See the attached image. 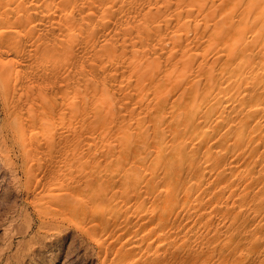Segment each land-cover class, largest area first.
Returning <instances> with one entry per match:
<instances>
[{
	"label": "rangeland",
	"instance_id": "1",
	"mask_svg": "<svg viewBox=\"0 0 264 264\" xmlns=\"http://www.w3.org/2000/svg\"><path fill=\"white\" fill-rule=\"evenodd\" d=\"M182 1L87 0V57L82 54L86 51L84 36L59 33L57 43L49 44L62 56L45 69L43 83L31 84L27 92L20 89L19 96L8 102L0 97V264H116L112 250L103 257L104 246L111 245L124 230L142 227L141 222L132 225L137 218L152 234L165 224L197 228L206 216H227L232 227L244 218L262 234L258 243L264 245V211L253 210L254 205L264 206V111L247 110L246 106L253 92L264 94V11L260 15L258 8L254 18H241L249 0H233L226 10L225 0ZM5 8L13 20L12 7ZM239 23L252 33L255 30V37L233 42L230 30ZM13 36L18 42L16 51L21 52L22 37ZM32 37L46 45L36 24ZM259 60L263 63L258 68ZM141 73L147 80L142 82L143 89L136 90V75ZM107 76L120 81L123 100ZM221 77L228 81L218 91L215 83ZM151 81L154 84L150 85ZM190 95L195 97L196 111L207 112L209 118L203 137L189 144L178 138L175 129L182 130V107ZM159 101H166L167 109L156 114ZM12 102L23 107L21 119H28L20 123L18 131L10 112ZM31 121L36 124L34 129L29 127ZM158 124L154 138L153 128ZM116 125L121 130L118 135L114 133ZM138 136L145 143L147 157L135 160ZM158 144L163 153H178L179 158L171 169L172 196L165 203L159 193L154 196L147 189L150 168L154 172L162 168L163 153L154 155ZM157 215L161 218L147 222ZM100 240H105V245Z\"/></svg>",
	"mask_w": 264,
	"mask_h": 264
},
{
	"label": "bare ground",
	"instance_id": "2",
	"mask_svg": "<svg viewBox=\"0 0 264 264\" xmlns=\"http://www.w3.org/2000/svg\"><path fill=\"white\" fill-rule=\"evenodd\" d=\"M147 1V0H146ZM160 1V0H159ZM184 1V0H183ZM182 1V2H183ZM18 2L24 7H19ZM131 2V1H130ZM171 2V0H170ZM168 2V4L170 3ZM174 2V1H172ZM177 2V1H176ZM216 2V1H215ZM141 3V2H140ZM145 3V2H144ZM219 3V2H218ZM234 1L229 0L226 1L223 6L224 9H229L231 5H233ZM242 3V2H241ZM117 4V2H116ZM132 4V3H131ZM161 4V2H160ZM157 3V5H160ZM177 4V3H176ZM175 4V6H176ZM179 4V3H178ZM186 4V3H185ZM262 4V5H261ZM97 5V4H95ZM152 5V4H151ZM206 5V4H205ZM261 5V6H260ZM5 6H10L13 9L14 19H10V15L7 14V8ZM115 6V5H114ZM144 6V5H143ZM154 6V5H152ZM178 6V5H177ZM181 6V5H180ZM178 6V7H180ZM260 6V7H259ZM133 7V5H132ZM148 7V6H147ZM155 7V6H154ZM166 7V6H165ZM164 7V8H165ZM173 7V6H172ZM193 7V6H192ZM264 0H249L244 7V10L241 13V18L244 16L247 17H255L258 13L261 15V12L264 11ZM96 8V7H95ZM163 8V10H164ZM188 8V7H187ZM210 8V7H209ZM148 9V8H147ZM156 9V8H155ZM161 9L157 8L156 10ZM178 9V8H176ZM181 9V8H180ZM116 10V9H115ZM136 10V9H135ZM151 10V9H150ZM150 10L147 15H150ZM155 10V11H156ZM211 10V9H210ZM208 10V11H210ZM125 11V10H124ZM154 11V9H153ZM162 11V9H161ZM178 11V10H176ZM228 11V10H227ZM133 12V11H132ZM225 12V11H224ZM222 12V13H224ZM156 15V12H154ZM164 14L165 12L162 11ZM193 13V12H192ZM221 13V14H222ZM96 14V13H95ZM98 14V13H97ZM128 14V13H127ZM167 14V13H166ZM225 14V13H224ZM119 15V13H118ZM131 15V14H130ZM140 15V13H139ZM153 15V12H152ZM160 16V14H158ZM183 15V13L181 14ZM200 15V14H199ZM220 15V14H219ZM114 16V15H113ZM154 16V15H153ZM164 16V15H163ZM123 17V16H122ZM145 17V14H144ZM158 17V16H157ZM218 17V16H217ZM222 17V16H221ZM99 18V17H98ZM114 18V17H113ZM167 18V16H166ZM169 18V17H168ZM94 19V18H93ZM110 19V18H108ZM126 19V18H125ZM130 19V18H129ZM155 19V18H154ZM158 19V18H157ZM160 19V18H159ZM163 19V17L161 18ZM186 19V18H184ZM221 19V18H220ZM219 19V20H220ZM236 19V18H235ZM95 20V19H94ZM99 20V19H98ZM111 20V19H110ZM152 20V19H151ZM183 20V19H182ZM187 20V19H186ZM217 20V19H216ZM112 21V20H111ZM114 21V20H113ZM122 21V20H121ZM129 21V20H128ZM191 21V20H190ZM118 22V21H117ZM123 22V21H122ZM141 22V21H140ZM103 23V22H102ZM180 23V22H179ZM183 23V22H182ZM181 23V24H182ZM37 25V27L41 30L42 35L44 36V41L46 45L35 42L32 37V27ZM107 24V23H106ZM135 24V22H134ZM140 24V23H139ZM202 24V23H201ZM200 24V25H201ZM103 25V24H102ZM131 25V24H130ZM136 25H138L136 23ZM156 25L158 23L156 22ZM180 25V24H179ZM113 26V25H112ZM139 26V25H138ZM143 26V25H142ZM162 27V24L160 25ZM164 26V25H163ZM169 26V25H168ZM174 26V25H173ZM199 26V25H198ZM103 27V26H102ZM110 27V25H109ZM117 27V26H116ZM170 27V26H169ZM168 27V29H169ZM113 28V27H112ZM209 28V27H208ZM207 28V29H208ZM37 29V28H36ZM116 29V28H115ZM174 29H176L174 27ZM199 29V28H198ZM107 30V28L105 29ZM112 30V29H111ZM111 30L109 31L111 33ZM119 30V28H118ZM134 30V29H133ZM163 30V29H162ZM58 31V32H56ZM165 31V30H164ZM179 31V30H178ZM182 31V30H181ZM207 31V30H206ZM219 31V30H218ZM217 31V32H218ZM231 39L234 40H242L246 41L250 37H255V30L253 33L250 31L245 24L239 23L231 28ZM170 32V31H169ZM197 32V31H196ZM59 33H63L64 35H80L83 37V56L87 57V0H15L12 2L11 0H6V2L0 3V97L4 102H8L16 96H19L20 89H25V92L29 90V86L36 85L40 86V83H43V79L46 76L44 72L45 69L50 66V64H54L61 56L62 52L57 49V47H51V44L57 43V36ZM138 33V32H137ZM157 33V32H156ZM191 33V32H190ZM20 34L23 41V49L21 52H17V39H14L13 35ZM93 34V33H92ZM104 34V31H102ZM121 35V34H120ZM183 35V34H182ZM205 35V34H204ZM111 36V35H110ZM114 36V34H113ZM127 36V35H126ZM141 36V35H140ZM162 36V35H161ZM164 36V35H163ZM190 36V35H189ZM106 37V36H105ZM167 37V36H166ZM195 36H193L194 38ZM63 38V37H62ZM79 38V37H78ZM95 38V37H94ZM120 38V37H119ZM165 38V37H164ZM189 38V37H188ZM206 38V37H205ZM43 40V39H42ZM133 40V39H132ZM135 40V39H134ZM160 40V39H159ZM76 41V40H75ZM183 41V40H182ZM191 41V40H190ZM119 42V41H117ZM116 42V43H117ZM204 42V41H203ZM240 42V41H238ZM164 43V42H163ZM170 43V42H168ZM174 43V41H173ZM107 44V43H106ZM105 44V46H106ZM150 44V43H149ZM167 44V43H164ZM214 44V43H213ZM216 44V43H215ZM229 44V43H228ZM242 44V43H241ZM258 44V43H257ZM111 45V44H110ZM108 45V48H110ZM140 45V44H139ZM157 45V43H156ZM169 45V44H168ZM183 45V43H182ZM240 45V44H239ZM97 46V45H96ZM104 46V45H103ZM151 46V44H150ZM212 46V45H211ZM112 47V46H111ZM142 47V46H141ZM158 47V46H157ZM161 47V46H160ZM213 47V46H212ZM211 47V48H212ZM74 48V46H73ZM72 48V49H73ZM102 48V47H101ZM170 48V47H169ZM206 48V47H205ZM210 48V47H208ZM82 49V48H81ZM122 49V48H121ZM143 49V48H142ZM216 49V48H215ZM260 49V48H259ZM92 50V49H91ZM90 50V51H91ZM112 51L114 50L111 48ZM120 50V49H119ZM118 50V51H119ZM179 50V49H178ZM263 50V49H262ZM107 51V49H106ZM147 51V49H146ZM145 51V53H146ZM157 51V49H156ZM105 50H103V53ZM109 51H107L108 53ZM124 50H122L123 55ZM166 52V50H165ZM196 52V51H195ZM198 52V51H197ZM200 52V51H199ZM98 54V51L96 52ZM168 53V52H167ZM247 53V52H246ZM81 54V56H82ZM96 54V55H97ZM113 54V53H111ZM115 54V52H114ZM117 54V51H116ZM138 54V53H137ZM144 54V53H143ZM142 54V55H143ZM156 54V53H155ZM170 53V56L171 57ZM181 54V53H179ZM197 54V53H195ZM223 54V53H222ZM221 54V55H222ZM80 55V54H79ZM91 55V54H90ZM107 55V54H106ZM134 55V54H132ZM131 55V56H132ZM146 55V54H145ZM144 55V56H145ZM175 55V54H174ZM262 55V53H261ZM80 56V57H81ZM118 56V54H117ZM136 56V55H134ZM133 56V58H134ZM159 56V55H158ZM196 56V55H195ZM194 56V57H195ZM250 56V55H249ZM109 57V55H108ZM111 58L113 57L110 56ZM109 57V59H110ZM153 57V56H152ZM176 57V56H175ZM185 57V55H184ZM212 57V56H211ZM209 56V58H211ZM73 58V57H72ZM131 58V57H130ZM145 58V57H144ZM149 58H151L149 56ZM147 58V61L148 59ZM156 58V57H155ZM199 58V57H198ZM198 58L196 60H198ZM107 59V58H106ZM129 59V58H128ZM127 59V60H128ZM136 59V58H135ZM139 59V58H138ZM137 59V60H138ZM168 59V56L167 58ZM171 59V58H170ZM195 59V58H194ZM251 59V58H250ZM140 60V59H139ZM163 60V59H162ZM161 60V62H162ZM180 60V58L178 59ZM183 60V59H182ZM249 60V59H248ZM71 61V60H70ZM89 61V60H88ZM119 61V60H118ZM136 61V60H134ZM133 61V62H134ZM153 61V59H152ZM158 61V59H157ZM188 61V60H187ZM253 61V59H252ZM93 62V61H92ZM130 62V61H129ZM128 62V64H129ZM189 62V61H188ZM208 62V60H207ZM206 62V63H207ZM255 62V61H253ZM78 63V62H77ZM95 62L94 64H96ZM132 64V62H130ZM184 63V62H183ZM195 63V62H194ZM213 63V62H212ZM218 63V62H217ZM262 60L256 64L259 68L262 65ZM98 64V63H97ZM124 64V63H123ZM134 64V63H133ZM136 64V63H135ZM140 63L138 62L137 66ZM144 64V62L142 63ZM152 64V63H151ZM186 64V63H185ZM200 64V63H199ZM198 64V65H199ZM183 65V64H182ZM217 65V64H215ZM69 66V65H68ZM75 66V65H74ZM134 67V65H132ZM135 66V67H137ZM153 68L152 65H150ZM184 66V65H183ZM194 66V65H193ZM192 66V67H193ZM205 66V65H204ZM202 66V67H204ZM62 67V66H61ZM78 67V65H77ZM150 67V68H151ZM160 67V65H159ZM188 67V66H187ZM199 67V66H198ZM86 68V67H84ZM131 68V67H130ZM149 68V67H148ZM147 68V69H148ZM186 68V67H185ZM87 69V68H86ZM146 69V68H145ZM156 69V68H155ZM159 68H157L158 70ZM181 69V68H180ZM179 69V71H180ZM194 69V68H193ZM72 70V69H71ZM78 70V69H77ZM134 70V69H133ZM144 70V68L142 69ZM184 71V69H181ZM211 70V69H210ZM57 71V70H56ZM87 71L83 74L84 77L87 74ZM114 71V70H113ZM146 71V70H145ZM193 71V70H192ZM259 71V70H258ZM52 72V71H51ZM65 72V70H64ZM72 72V71H71ZM142 72V71H141ZM144 72V71H143ZM142 72V73H143ZM148 72V70L146 71ZM145 72V73H146ZM212 72V71H210ZM246 72V71H245ZM125 73V72H124ZM136 73V72H135ZM138 73V72H137ZM141 75H136L137 85H135V89H143L142 85L143 81L147 79L144 78L145 73ZM185 73V72H183ZM252 73V72H251ZM52 74V73H50ZM108 74V73H107ZM118 74V73H117ZM126 73L125 75H127ZM140 74V72H139ZM150 74H152L150 72ZM246 74V73H245ZM111 75V74H110ZM131 74H129L130 76ZM135 75V74H134ZM112 76V75H111ZM111 76H107V82L114 81V90L119 93L118 95L122 98L124 96V90L121 88L120 81H115ZM128 76V75H127ZM152 76V75H151ZM150 76V77H151ZM253 76V75H252ZM75 77V76H74ZM117 77V76H116ZM203 79V77H201ZM71 79V78H70ZM77 79V78H76ZM160 79V78H158ZM180 79V78H179ZM79 80V79H78ZM85 80V79H84ZM88 80V79H86ZM178 80V79H176ZM80 81V80H79ZM154 81V80H153ZM151 81V84L154 82ZM228 81L227 77H221L216 83L215 88L217 87L218 91L223 86V84ZM250 81V80H249ZM47 82V81H46ZM58 82V81H57ZM65 83V81H63ZM86 82V81H85ZM89 82V81H88ZM179 82V81H178ZM87 83V82H86ZM92 83V82H91ZM144 83V82H143ZM201 83V82H200ZM112 84V83H111ZM149 84V83H148ZM71 85V84H70ZM96 85V84H95ZM94 85V86H95ZM101 85V84H99ZM56 87V85H54ZM76 87V86H75ZM74 87V88H75ZM87 87V86H86ZM84 87V88H86ZM89 87L91 84L89 83ZM96 87V86H95ZM99 87V86H98ZM255 87V86H254ZM78 88V86H77ZM76 88V89H77ZM83 88V87H82ZM103 88V87H102ZM106 88V87H105ZM38 89V88H37ZM51 89V88H50ZM59 90V87L55 88ZM53 89V90H55ZM88 89V88H87ZM86 89V90H87ZM130 89V88H129ZM199 89V88H198ZM259 89V86L258 88ZM261 89H264V85L261 86ZM259 89V90H261ZM49 90V89H48ZM78 90V89H77ZM90 90V89H88ZM92 90V89H91ZM95 90V89H94ZM97 90V88H96ZM99 90V89H98ZM100 91V90H99ZM98 91V92H99ZM156 91V90H155ZM39 92V91H38ZM74 92V91H73ZM102 92V89H101ZM110 91H108L109 93ZM157 92V91H156ZM44 93V92H43ZM58 93V92H57ZM78 93V92H77ZM75 93V94H77ZM85 93V90H84ZM87 93V92H86ZM97 93V92H96ZM104 91V95H105ZM243 93V92H242ZM31 94V93H30ZM39 94V93H38ZM52 94V90L49 92ZM80 94V92H79ZM83 94V93H82ZM111 94V93H110ZM130 94V92H129ZM244 94V93H243ZM67 95V93H66ZM107 95V93H106ZM105 95V98H106ZM33 96V95H32ZM43 96V95H42ZM83 96V95H82ZM113 95H111L112 97ZM85 97V96H83ZM109 97V96H108ZM88 97H86L87 99ZM96 98V97H95ZM140 98V97H138ZM20 99V98H19ZM44 99V98H43ZM63 99V98H62ZM82 99V98H81ZM85 99V100H86ZM103 99V98H102ZM108 99V98H107ZM111 99V98H110ZM195 97L190 95L187 97V101L182 107V118H181V127L182 130H176L175 132L178 138L183 141L187 140L190 142H194L197 137L202 136L207 131L206 121L209 116H207V112L196 111L197 109L193 106V100ZM33 97H31V101ZM69 100V99H68ZM79 100V98H78ZM88 100V99H87ZM104 100V99H103ZM129 100V99H128ZM170 100V99H169ZM20 101V100H19ZM24 101V100H23ZM84 101V99H83ZM109 101V100H107ZM130 101V100H129ZM69 102V101H68ZM67 102V103H68ZM104 102V101H103ZM145 101H143L144 103ZM15 103V102H12ZM58 103V102H57ZM71 103V101H70ZM79 103V101H78ZM107 103V102H106ZM105 103V104H106ZM7 104V103H6ZM83 104V103H82ZM104 104V105H105ZM4 105V104H3ZM86 106V104H84ZM111 104H109L110 106ZM33 106V105H32ZM69 106V105H68ZM230 106V105H229ZM247 110L255 108L259 111H264V94L260 96L257 95L256 92H253L250 95V99L248 104H246ZM76 108V106H75ZM142 109V105L140 106ZM1 109V108H0ZM6 109V108H5ZM23 107L18 104H13L10 107V112L13 116V126L18 131L21 124H25L27 120L24 122L22 120L21 112ZM55 109V108H54ZM103 109V108H102ZM110 109V107H109ZM167 109L166 101H159L155 107V113L161 114L164 113ZM226 109V108H225ZM72 110V109H71ZM123 110V108H122ZM77 111V109H76ZM218 111V110H217ZM55 112V111H54ZM78 112V111H77ZM51 115L50 113H48ZM106 114V113H105ZM110 114V113H109ZM142 114V113H141ZM216 114V113H215ZM2 115V114H1ZM29 115V114H28ZM169 115V114H168ZM43 115L40 114V118ZM31 119V116H28ZM77 118V116H75ZM56 118V117H55ZM26 119V118H24ZM240 119L239 121H241ZM259 120V119H258ZM261 120V119H260ZM66 121V120H65ZM72 121V120H71ZM74 121V120H73ZM121 121H123L121 119ZM262 121V120H261ZM5 122V121H4ZM8 122V121H7ZM5 122V123H7ZM147 122V121H146ZM159 123V122H158ZM233 123V122H232ZM9 124V123H8ZM78 124V123H77ZM260 124V123H259ZM155 125L153 128V136L154 138L158 135L159 126ZM36 124H29V127L35 128ZM95 126V125H94ZM93 126V127H94ZM8 127V126H7ZM250 127V125H249ZM9 128V127H8ZM30 128V129H31ZM2 129V128H1ZM5 129V128H4ZM11 129V128H10ZM9 129V131H10ZM32 129V130H33ZM83 129V128H82ZM110 130V129H108ZM115 135L121 132L119 129V125L114 127ZM77 131V130H76ZM10 133V132H9ZM13 133V132H12ZM54 133V131H53ZM139 131L137 130V135ZM134 134V133H133ZM11 135V134H10ZM150 135V134H149ZM3 136V135H2ZM22 137V135H21ZM133 137V136H131ZM203 137V136H202ZM99 138V137H98ZM153 138V139H154ZM14 139V138H12ZM24 139V138H23ZM244 139V138H243ZM6 140V139H5ZM10 140V139H9ZM15 141V140H14ZM27 141V140H26ZM213 141V140H212ZM8 142V141H7ZM43 142V141H42ZM61 142V141H60ZM136 146H134L135 160L144 159L147 157V153H145V143L138 136L136 140ZM4 143V142H3ZM15 143V142H14ZM116 144V142H114ZM113 143V144H114ZM179 143V140L176 144ZM205 141H201V144H204ZM12 144V143H11ZM152 144V143H151ZM8 145V144H7ZM16 145V144H15ZM28 145V144H27ZM35 145V143H34ZM76 145V144H74ZM195 145V144H194ZM9 146V145H8ZM17 146V145H16ZM22 147V144L20 145ZM100 146V145H99ZM157 146V148H156ZM155 148V156H159L163 151L159 148V144L156 145ZM6 147V146H5ZM42 147V146H41ZM70 147V146H69ZM76 147V146H75ZM261 148V147H260ZM43 149V148H42ZM45 149V148H44ZM80 149V148H79ZM46 150V149H45ZM22 153V152H21ZM14 154V153H13ZM149 154V153H148ZM234 154V153H233ZM238 154V153H237ZM62 155V154H61ZM247 155V154H246ZM16 157V156H15ZM41 157V156H40ZM24 158V156H23ZM163 163L161 171L159 172V167L156 172H154V168H150L151 173V181L147 187L148 191L151 192V195H156L159 193V196L163 203L167 202L169 198L172 196L173 192V184H174V175L173 170H171L178 162V153H163L162 154ZM229 159V158H228ZM256 159V158H255ZM258 160V158H257ZM147 161V160H146ZM224 164V163H223ZM250 164V163H249ZM45 166V165H44ZM236 166V165H235ZM19 167V166H18ZM211 167V166H210ZM2 168V167H1ZM4 168V167H3ZM46 168V166H45ZM148 169V168H147ZM240 169V168H239ZM7 170V169H6ZM20 170V169H19ZM264 170V169H263ZM4 171V170H3ZM209 171V170H208ZM229 171V170H228ZM2 172V171H1ZM7 172V171H6ZM13 172V170H12ZM48 173V172H47ZM8 174V173H7ZM21 174V173H20ZM23 174V173H22ZM45 174V173H44ZM261 175V174H260ZM38 176V174H37ZM14 178V177H13ZM12 178V179H13ZM11 179V180H12ZM205 179V178H204ZM157 181L154 185V181ZM19 181V180H18ZM40 181V180H39ZM191 183V181H190ZM19 184V182H18ZM40 185V184H39ZM222 185V183H221ZM32 186V184H31ZM200 188V187H199ZM158 189V190H157ZM157 190V191H156ZM246 190V189H245ZM228 191V190H227ZM211 192V191H210ZM243 192V191H242ZM30 193V192H28ZM33 193V192H32ZM118 193V192H117ZM162 193V194H160ZM62 194V193H61ZM194 194V193H193ZM240 194V193H239ZM30 196V195H29ZM192 196V195H191ZM206 196V195H205ZM236 196V195H235ZM224 197V196H223ZM222 197V198H223ZM264 197V195H263ZM28 198V197H27ZM83 198V197H82ZM206 198V197H205ZM221 198V199H222ZM72 199V198H71ZM225 199V197H224ZM229 199V198H228ZM33 200V199H32ZM231 200V198H230ZM258 200V198H257ZM28 201V200H27ZM214 201V200H213ZM230 202V201H229ZM261 202V201H260ZM224 203V202H223ZM249 203V202H248ZM216 204V203H215ZM26 205V204H25ZM30 205V204H29ZM211 205V204H210ZM220 205V203H218ZM89 206V205H88ZM162 206V205H161ZM149 207V206H148ZM238 207V206H237ZM250 207V206H249ZM131 209V208H130ZM149 210V209H148ZM253 210L255 213H261L264 211V206L262 204L254 205ZM34 212V211H33ZM36 214V213H35ZM181 214V212H180ZM213 214H211L212 216ZM51 217V216H50ZM161 215L151 216L147 218V222L155 221V219H160ZM172 218V217H171ZM204 218V217H203ZM210 218V217H209ZM206 216L199 223V226L196 228H178L173 226V224L167 226L166 224L160 226L154 231L152 234V229L146 228L141 218H137L136 221L133 222L132 225L139 224L140 228L134 230H124L120 237L116 236L113 239V243L109 246L105 245V240L101 241L104 244L103 249V257H106L109 251L112 250L113 261L116 264H264V245L262 241V234L251 228L252 225L249 221H246L244 218L241 219L235 227H232L230 222L232 219H229L227 216H214V218L209 219ZM43 219V218H42ZM46 219V218H44ZM50 219V218H49ZM185 219V218H184ZM193 219V218H192ZM59 220V219H58ZM178 221V220H177ZM176 221V222H177ZM261 222V221H260ZM126 223V222H125ZM30 224V223H29ZM98 224V223H97ZM179 224V223H178ZM115 226V225H114ZM45 228V226H44ZM24 231L21 230L20 234ZM97 234V233H96ZM111 238L113 235L109 233L107 235ZM259 239H261V244H259ZM88 242V241H87ZM93 242V241H92ZM96 246L98 244H95ZM100 245V244H99ZM91 250V248H90ZM97 251V250H96ZM99 251V250H98ZM100 252V251H99ZM102 256V254H101ZM110 256V255H109ZM100 257V256H99ZM1 258V255H0ZM100 259V258H99ZM101 261V260H100Z\"/></svg>",
	"mask_w": 264,
	"mask_h": 264
}]
</instances>
